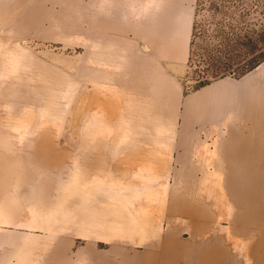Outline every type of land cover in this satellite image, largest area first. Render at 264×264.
I'll use <instances>...</instances> for the list:
<instances>
[{
  "label": "rangeland",
  "instance_id": "374dc122",
  "mask_svg": "<svg viewBox=\"0 0 264 264\" xmlns=\"http://www.w3.org/2000/svg\"><path fill=\"white\" fill-rule=\"evenodd\" d=\"M228 2L206 0L200 17L208 34L188 63L195 0H0V216H11L0 218V235L6 237L0 250L21 251L20 264H89L82 251L91 245L106 253L109 243L83 235L89 220L75 219L74 206L83 207L85 216L100 196L117 204L125 196V201L136 199L127 203L129 213L152 221L155 205H138V195L148 201L162 197L183 162L190 172L197 168L181 161L176 145L187 120L209 112L204 124L197 120L201 115L194 117L189 131L210 150L236 134L247 138L249 131L239 127L264 116V63L242 77L229 73L192 90L231 54L215 46L221 38L211 33L264 30V0ZM211 3L222 11L212 12ZM141 112L145 123L132 128ZM224 124L232 128L219 129ZM188 159L197 161L195 154ZM139 165L160 185L136 182ZM218 178L231 182L221 204L245 213L243 220L231 219L241 221L235 230L246 227L248 233L239 235L246 238V249H259L264 237L256 225H264V191L260 201H252L245 177ZM245 199L253 202L248 208L242 205ZM219 202L210 199L196 209L205 212L210 204L215 210ZM36 205L54 209L67 222L50 219L31 227L29 207ZM188 205L194 208L193 202ZM214 217L206 213L198 222ZM195 224L183 223L173 236L174 248L191 235L212 233L209 226L203 230L207 225ZM103 235L126 244L118 231ZM43 239H59L61 245L54 249ZM133 241L137 254L165 255L150 248L155 240L138 235Z\"/></svg>",
  "mask_w": 264,
  "mask_h": 264
},
{
  "label": "bare ground",
  "instance_id": "6f19581e",
  "mask_svg": "<svg viewBox=\"0 0 264 264\" xmlns=\"http://www.w3.org/2000/svg\"><path fill=\"white\" fill-rule=\"evenodd\" d=\"M22 134L27 135V131L24 129ZM189 141L190 143H192L190 139ZM189 145L191 146V144ZM188 153L193 154L190 152ZM189 154L185 155L184 158L188 160L190 164L196 163V161L193 162L188 159ZM188 169L189 168L186 167V165L184 167L183 162V165L181 166L179 172L174 174L173 186L169 188L165 186L163 187L164 194L162 197L154 195L148 201L147 199H144L142 197V194L138 195V205L145 206V208L147 207L146 209H151V206L155 205L152 221L151 219L142 221L143 219H138L133 214L129 213V210L127 209V203L134 201L135 204L136 199L125 201V196H123V204V201H120L121 203L117 204L116 202L111 203L110 200H108V202H105L106 204H103L102 199L99 197V199H97V207L89 210V214L85 216H83V207L74 206L72 211L74 212V214L76 213L75 219L82 218L83 222L89 220V228L83 235L85 237L91 238L99 237L107 240L109 243V250L106 253L98 252L93 248V246L89 245L81 253L86 258L83 261H87L89 264H164L165 255L162 257L161 255L158 256L157 254H137L135 252L136 249L133 246V243L135 242L133 240L136 239V236L140 235L142 238H148V241L155 240V243L152 244V247L150 248L161 249L164 251V253H168L169 250L174 248L172 244L173 236L177 235L178 232L184 229L183 223L188 222L192 224L198 222L199 220H201V218L205 217L206 213L211 214L213 217L215 216L214 219L217 221V223L213 226V234L225 235L229 233L230 235L241 234L242 236L244 235V233L247 234L249 230L247 229L246 231H244L246 227L237 228L235 230L237 222L231 220L235 217L245 218L244 215L231 216L223 210H219L221 207H224V205H222L221 203L226 201L224 196L222 195V191L224 192L226 189L231 187V182L225 181V179H212L209 177L197 176V168L194 169V171L196 172L189 171L188 173H185ZM32 172H35V170H32ZM193 175H196L197 177H194ZM245 179L247 180V186L250 187L248 189V193L250 196H253L250 199H252V201H260V192L261 190L264 191V177L249 176L245 177ZM135 180L136 182H144L145 185L148 184L150 187L160 185L157 177H154L149 181L146 177L137 176ZM128 184H130L128 185L129 187L131 186L135 189L136 187H138L137 183L136 186L132 183ZM254 195L256 196V198ZM210 199L211 201H213V199L220 201L219 203L215 204H220L218 206V210H214L210 204H207V211L205 212L196 209L197 205H202ZM250 199H245L244 202H241L243 204H245L246 202V204H249ZM262 201L264 202V195ZM191 202L194 203L193 209L188 205L191 204ZM182 206H185L186 210L180 211ZM69 209L70 208H68V210ZM29 215L30 216L28 220L30 221V225L36 224L39 226L40 222L45 223V221H50V219H52V223L65 224L67 222H63L60 213H57L53 209L46 210V208H37V206L31 207V212ZM6 216L7 214H4L3 216H0V218H4ZM146 218H149V216L146 215ZM223 220L227 221L228 224L222 225ZM164 221L166 223H164ZM162 223L164 224L162 225ZM46 224L48 223L46 222ZM256 227L258 228L257 230L259 234H263L262 231H264V226L262 227L256 225ZM207 228L208 227L204 228L203 230H207ZM221 228L224 231H221ZM226 228H229V230H227ZM110 229L114 230L115 232L118 231V233L120 232L121 235L123 234L126 244L123 245L121 243L122 240H119L117 238L104 237L105 235L101 236V233H104V231H110ZM50 240L43 239L42 242L43 244H45V246H48L49 244L52 247H54V245H61V241L59 239L55 241H53L52 239ZM30 246L31 245H29V248L31 249ZM57 246H55L54 249H59L57 248ZM144 248L147 249V246Z\"/></svg>",
  "mask_w": 264,
  "mask_h": 264
},
{
  "label": "crops",
  "instance_id": "0c3cea01",
  "mask_svg": "<svg viewBox=\"0 0 264 264\" xmlns=\"http://www.w3.org/2000/svg\"><path fill=\"white\" fill-rule=\"evenodd\" d=\"M208 114H209L208 111H201L200 113L198 112L197 117L201 115L199 118H197L196 116H192L191 119H189V121L187 120L185 122L186 125L184 126L179 136V141L176 143V145H178L177 149H179V151L181 152V158H182L181 161L184 160L185 155L189 154L188 152L194 153L197 159L196 161L197 176H202V177H209V178H214V177L223 178L230 176L264 177V116L259 123H253L251 125L244 123L239 127V130H241V132L243 133L246 130L249 131V134L246 139L244 138V136H241L240 134H236L235 136L231 137V139L228 138L227 140L220 141L219 145L214 150H210V147L202 143L199 140V138H196L194 135L191 136V133L189 131L192 128L191 125L193 124V120L197 118L199 124H204ZM146 118H147L146 114L144 113L141 114V119L138 120L137 123L131 124V127L138 129V127H140L141 124L145 123L144 120ZM212 127L216 128V126H212ZM221 128L231 129L232 127H229V125L224 124V126L219 127V129ZM189 139L191 140L192 143H190ZM189 144H191V146ZM172 147L170 149H172ZM194 154H190V155H194ZM140 166L141 165H139L137 169L141 171H139L136 174V176L155 177L153 174L151 175V172L145 174L146 171L140 169ZM163 167L164 166H162L161 168L163 169ZM186 167L190 169L191 166H186ZM189 169L186 170L185 173H188L190 171ZM100 198L102 200L104 199L103 196H100ZM249 201H250L249 204H246L247 203L246 202L245 204L242 203V205L247 208L250 207V205H252L253 202L251 200ZM102 203L106 204L105 201ZM36 206L37 208L40 207L43 209L44 208L49 209L47 207H43L39 205ZM29 208L31 212V207ZM225 208L226 207H221L220 210L227 211L228 214L231 216L234 215L240 216L245 214L241 212L232 213L229 210H226ZM218 209L219 207L217 206L215 210ZM82 211L84 212L86 210H82ZM6 218L10 219L11 216L7 215L3 219ZM239 219L243 220V218H239ZM240 222L241 221L237 223ZM196 223L198 224H195V226H203V225H207V227L209 226L212 232V230L214 229L213 226L217 223V221L215 219H212L211 221L205 224H201L199 222ZM30 226L32 227L33 225ZM206 235L207 236L205 237L191 235V238H189L190 241L188 242H184L180 240L177 243L178 245L177 244L175 245L174 249L169 250L168 253L165 252L164 264H176L179 261H185L186 264H264V249H263L264 240L260 242L259 249L250 251L246 249V245H245L246 238L239 236L241 234L238 235L227 234L226 236H221V235L213 234L212 232ZM261 236L264 237V233L261 234ZM5 238L6 237L0 235L1 242ZM206 246H218L219 248L218 250H200L201 248H205ZM236 248L241 250H236ZM22 257H24V255H22V252L18 250H5V249L0 250V264H20V260L18 259ZM224 257H228L230 258V260H227L225 262L223 260ZM12 258L13 259L17 258V260L14 261Z\"/></svg>",
  "mask_w": 264,
  "mask_h": 264
},
{
  "label": "trees",
  "instance_id": "16d2710c",
  "mask_svg": "<svg viewBox=\"0 0 264 264\" xmlns=\"http://www.w3.org/2000/svg\"><path fill=\"white\" fill-rule=\"evenodd\" d=\"M228 1H249L259 2L261 0H221V2L229 3ZM206 0H196L195 17L192 24L191 38L189 43V55L188 63L192 59L195 52H198L200 46L199 40L208 34V30L205 28L206 23L200 17L205 9ZM211 7L214 10L212 12L222 11L217 8L215 3H211ZM205 12V11H204ZM203 12V13H204ZM209 37H219L221 41L215 46L224 50V48L230 49L231 53L227 63H219L217 68L215 67L211 74L205 73L201 79L196 80V85L192 87V90L204 87L210 83L211 80L233 73L236 78L242 77L245 74L251 72L264 62V30L263 29H250L245 32H222L217 35L210 34ZM224 43V45L222 44ZM223 46V48H222ZM240 50H242L240 52ZM198 53H195V55Z\"/></svg>",
  "mask_w": 264,
  "mask_h": 264
}]
</instances>
